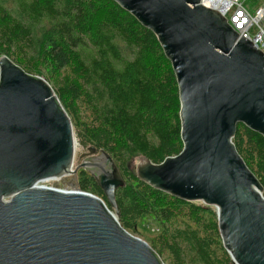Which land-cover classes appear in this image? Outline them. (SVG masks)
I'll list each match as a JSON object with an SVG mask.
<instances>
[{
  "label": "water",
  "instance_id": "1",
  "mask_svg": "<svg viewBox=\"0 0 264 264\" xmlns=\"http://www.w3.org/2000/svg\"><path fill=\"white\" fill-rule=\"evenodd\" d=\"M113 1L154 33L180 99L182 150L141 158L136 175L215 207L233 264H264V188L233 142L238 124L264 136V52L201 0ZM76 147L51 84L0 55V264H166L119 222L126 182L112 155L89 146L74 167ZM79 169L110 207L77 187Z\"/></svg>",
  "mask_w": 264,
  "mask_h": 264
},
{
  "label": "trees",
  "instance_id": "2",
  "mask_svg": "<svg viewBox=\"0 0 264 264\" xmlns=\"http://www.w3.org/2000/svg\"><path fill=\"white\" fill-rule=\"evenodd\" d=\"M0 55L46 78L80 145L112 155L126 182L116 191L125 229L156 225L147 242L166 264H233L214 207L154 188L129 166L183 148L176 77L152 31L113 0H0ZM233 142L264 188V136L238 124ZM76 182L110 207L89 172Z\"/></svg>",
  "mask_w": 264,
  "mask_h": 264
},
{
  "label": "built area",
  "instance_id": "3",
  "mask_svg": "<svg viewBox=\"0 0 264 264\" xmlns=\"http://www.w3.org/2000/svg\"><path fill=\"white\" fill-rule=\"evenodd\" d=\"M248 0H201L206 7L218 10L234 30L264 52V0L250 6Z\"/></svg>",
  "mask_w": 264,
  "mask_h": 264
},
{
  "label": "rangeland",
  "instance_id": "4",
  "mask_svg": "<svg viewBox=\"0 0 264 264\" xmlns=\"http://www.w3.org/2000/svg\"><path fill=\"white\" fill-rule=\"evenodd\" d=\"M258 2H259V0H248L247 3H248V5L253 6V5L258 4ZM46 75L48 76L49 73H47ZM42 77L45 78L44 76H42ZM85 151H87V147H83L77 141L74 167H76L77 165H79L83 161V158H81L80 155L83 154ZM140 159H141L140 157L133 158L129 164L130 168L135 171L136 166H137L138 162L140 161ZM53 183H54L53 180L45 181V182H43V185H52ZM65 186H66L65 187L66 189H71L69 186H67V185H65ZM139 231H140V233H133L132 232V234L147 241V238H149L150 235H154L158 232V228L156 225L145 222V223H142L141 225H139Z\"/></svg>",
  "mask_w": 264,
  "mask_h": 264
},
{
  "label": "flooded vegetation",
  "instance_id": "5",
  "mask_svg": "<svg viewBox=\"0 0 264 264\" xmlns=\"http://www.w3.org/2000/svg\"><path fill=\"white\" fill-rule=\"evenodd\" d=\"M83 160H85V157L83 158Z\"/></svg>",
  "mask_w": 264,
  "mask_h": 264
}]
</instances>
